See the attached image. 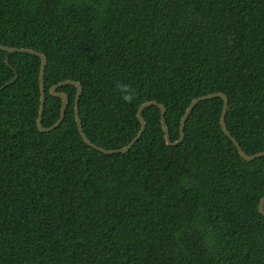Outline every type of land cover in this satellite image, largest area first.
<instances>
[{
  "label": "trees",
  "instance_id": "1",
  "mask_svg": "<svg viewBox=\"0 0 264 264\" xmlns=\"http://www.w3.org/2000/svg\"><path fill=\"white\" fill-rule=\"evenodd\" d=\"M0 46L46 58L44 128L64 81L104 150L132 141L144 103L165 106L174 143L191 102L222 93L231 136L264 152V0H0ZM39 71L0 51V264H264V157L240 156L221 98L195 107L179 146L151 106L138 142L104 155L78 134L73 86L56 91L61 125L38 131Z\"/></svg>",
  "mask_w": 264,
  "mask_h": 264
},
{
  "label": "water",
  "instance_id": "2",
  "mask_svg": "<svg viewBox=\"0 0 264 264\" xmlns=\"http://www.w3.org/2000/svg\"><path fill=\"white\" fill-rule=\"evenodd\" d=\"M0 51L5 52V53H21V54H28V55H33L36 56L40 59V71H39V89H40V106H39V111H38V118L36 121V126L39 132L41 133H49L54 131L56 128H58L61 123L63 122L64 116H65V110L68 104V97L63 94V93H58L56 92L57 89L63 87V86H73L76 89V93H75V97H74V116H75V123H76V127H77V131L78 134L80 135L81 139L83 140V142L88 145L89 147L97 150L98 152L104 154V155H115V154H123L128 152L140 139V137L142 136V134L145 131V122L144 119L142 118V112L144 109L151 107V106H155L157 107L160 112H161V124L163 127V131L165 133V139H166V143L168 146H179L183 141H184V137H185V126H186V122L189 119L192 111L195 109V107L204 101H208V100H212V99H216V98H221L224 101V106H223V113L221 116V127L223 129V132L225 133V135L233 142L234 146L236 147V149L238 150L240 156L247 162H253L257 159L263 158L264 157V152L263 153H259L253 156H249L247 155L242 148L240 147V145L236 142V140L231 136V134L229 133L227 127H226V115H227V111H228V106H229V99L226 95L222 94V93H216V94H211L208 96H204V97H200L197 99H194L191 104L189 105L185 115L182 118L181 121V125H180V138L178 141L176 142H171L170 139V134H169V130H168V126L166 123V113L167 110L165 108V106L158 104L156 102H147L142 104L139 108H138V112H137V119L140 123V129L138 131V133L135 135V137L132 139V141L126 145L125 147L118 149V150H104L102 148L96 147L94 144H92L84 135L83 131H82V126H81V121L79 118V110H78V106H79V99L82 93V87L79 83L77 82H72V81H64L62 83H59L55 86H53L50 89V95L52 97L58 98L61 100V108H60V115L58 120L56 121V123H54L51 127L49 128H44L42 127V116H43V111H44V103H45V89H44V83H43V76H44V72H45V67H46V58L41 54L38 53L36 51L33 50H29V49H16V48H9V47H4V46H0ZM16 78V77H15ZM259 210L260 213L264 216V197L261 199L260 205H259Z\"/></svg>",
  "mask_w": 264,
  "mask_h": 264
},
{
  "label": "clouds",
  "instance_id": "3",
  "mask_svg": "<svg viewBox=\"0 0 264 264\" xmlns=\"http://www.w3.org/2000/svg\"><path fill=\"white\" fill-rule=\"evenodd\" d=\"M117 89L121 93V99L124 100L126 103H132L135 100L136 93L131 85L123 82H118Z\"/></svg>",
  "mask_w": 264,
  "mask_h": 264
}]
</instances>
